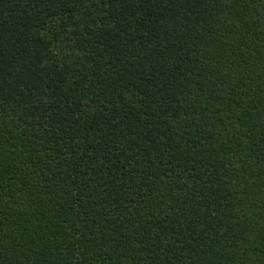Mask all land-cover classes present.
I'll return each mask as SVG.
<instances>
[{
    "label": "trees",
    "instance_id": "obj_1",
    "mask_svg": "<svg viewBox=\"0 0 264 264\" xmlns=\"http://www.w3.org/2000/svg\"><path fill=\"white\" fill-rule=\"evenodd\" d=\"M0 264H264V0H0Z\"/></svg>",
    "mask_w": 264,
    "mask_h": 264
}]
</instances>
